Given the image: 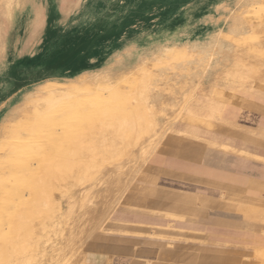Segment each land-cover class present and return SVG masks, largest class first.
<instances>
[{
    "label": "bare ground",
    "instance_id": "6f19581e",
    "mask_svg": "<svg viewBox=\"0 0 264 264\" xmlns=\"http://www.w3.org/2000/svg\"><path fill=\"white\" fill-rule=\"evenodd\" d=\"M3 1V3L6 2V10L4 13L1 12V15L9 17L10 5L14 0ZM5 4L3 5L5 6ZM251 8L253 9L250 13L255 14L256 18L260 19L259 23L262 21L264 27V1H256L254 5L248 7V10ZM243 12L240 11V13ZM42 14V10L37 11V21ZM256 18L254 17L255 20ZM3 19L0 17V20ZM240 20L243 23V17ZM41 22L42 20L38 23V26L42 24ZM242 27H245V24ZM2 29L0 25V35ZM238 30L237 23L231 29L229 35H235ZM250 30V33L253 34L254 29L251 28ZM247 36L249 35L247 34ZM215 43L216 41H214ZM213 45L212 48H215V50L212 52H209L207 47L199 43L185 42L182 45L163 46L157 51L140 54L141 56H138L139 59L136 64L127 70L115 72L110 66L109 69L83 73L64 82H59L57 79H47L39 83L34 91L26 94L19 105L11 109L0 126V264H10L8 257L11 258L13 264H19L16 260L21 259V257L24 261L20 264H44L43 261L38 260L39 256H46V250L41 248V241L44 236H39L36 232V224L43 220L54 221L55 214L60 207V198L55 191H60L59 194L63 196L65 193L62 189H67L68 186L77 187L82 185L84 187L81 200L84 205L83 211L90 217V220L88 223L84 222L79 225L77 223L78 226L74 227L78 232H71L64 242V247L53 248L47 259L48 262L54 264H79V261H74L70 259L71 257L68 260L65 249H69L73 256L76 255L77 246H82L84 241L94 238V234L98 230L103 231L104 223L114 209H110L108 206L101 209L94 204L92 207H85L86 202L89 203L91 199L97 200L100 197H105L102 195L109 194V190H106V193L97 188L99 182L102 183L106 180L103 179L106 172L113 174L110 180L107 179L105 182L109 187H114L122 192H126L131 188L122 175L126 164L133 157V149L140 148L139 151L143 163L146 164L145 167L159 162L156 150L159 147V141L167 133L170 119L182 120L183 116L186 115L190 116L192 120L198 119L208 122L217 120L224 126L264 127V119L255 118L254 115L257 113L253 114L254 112H252L260 111L264 113V101L259 97V94L249 92L248 85L247 89L241 91L235 90L234 92L232 90L231 92H234V95H232V98H228L229 100L226 102L210 98L202 108L200 107L203 113H199L191 105L196 90L194 85H199L201 80L204 79L205 74L211 67L212 56L218 54L227 60H235V71L229 73L233 80L240 76V71L237 69L239 65L246 68L243 61H241L242 59L234 54L235 50L233 48L226 49L219 44L217 45L220 47ZM131 49L132 46L125 48L128 51ZM253 52L256 51L248 50L247 53L245 52L248 59L255 58L256 55ZM197 55L198 63L194 62ZM162 58L168 61L167 66L170 69L172 68V71H177L183 65L193 67L197 64L199 74H194L193 86L185 88V95L179 100L180 102L174 95L156 93L162 82L172 80H168L169 76L164 75L163 71L166 69L160 67ZM167 66L165 65V67ZM215 69L218 70V68ZM256 72L255 69H252L250 73L253 75ZM176 79H179V75L175 73L173 83ZM238 81L240 82V80ZM252 84L256 85L254 87L256 90L262 89L264 91V76L259 77L258 81L253 79ZM236 95H246L245 100L255 105L251 112H243L230 105ZM197 129H190L191 132L188 130L179 131L178 133L183 134L182 136L185 138L193 137L205 144L218 146L224 159L228 152H236L247 158L262 161V164H264L263 152L258 151L257 154L252 155L248 152L237 151L231 147L232 145L227 140L221 138L222 136L217 135L218 137H216L209 133L205 134L206 137H204L203 134L197 132ZM262 129L260 131H264V128ZM201 155L204 156V154H199L198 156L192 155L190 158L202 164L212 165L217 163V160L212 159L211 156L203 158ZM221 163L224 164L225 160ZM183 167L185 166L183 165ZM193 172L207 174V176L213 174L208 169L202 171L195 169ZM228 174L229 176L234 175L230 170H228ZM252 176L253 178H249L252 184H257L256 181L258 180L264 181V170L260 173L254 172ZM253 196V194H249V197H247V201L251 203L250 206L255 208L254 206L257 204L260 207L256 208V211L253 210L252 216L255 220L264 221V204L256 202L255 196ZM42 225L47 228L44 222H42ZM44 231L46 232V230ZM47 234V237H49V233ZM245 238H248V236L245 235ZM239 241V239H230V242H236V244ZM46 242H49V240H46ZM258 246L255 260L259 261V264H264V249L258 248ZM9 249H11L10 254L8 253ZM70 260L73 262L70 263ZM255 260L250 264H255L257 262Z\"/></svg>",
    "mask_w": 264,
    "mask_h": 264
},
{
    "label": "rangeland",
    "instance_id": "374dc122",
    "mask_svg": "<svg viewBox=\"0 0 264 264\" xmlns=\"http://www.w3.org/2000/svg\"><path fill=\"white\" fill-rule=\"evenodd\" d=\"M0 1L2 3L0 5V17L4 18L0 20V25L3 28L0 35V126L11 109L19 105L24 96L30 91H34L37 85L44 80L57 79L59 82H64L83 73L109 69L110 66L115 72L127 70L136 64L139 59L138 56L154 50L157 51L163 46L182 45L185 42L199 43L207 47L209 52H212L215 50V48H212L214 41L219 45L223 42L220 46L226 49L233 48L235 50L234 54L240 57L246 66V68L242 65L238 66L237 69L240 71L239 75L241 77L238 76L233 80L229 73L235 71V60H227L218 54L212 56L211 67L205 74L204 79L201 80L199 85H194L196 88L195 98L193 97L194 100H192L191 105L199 113H203L201 108L210 98L226 102L229 100L228 98L233 97L235 90L247 89V85L249 92L257 93L256 88H254L256 85L252 84V80L256 79L258 81L259 77L264 76V27L262 21L259 23L260 19L258 20L255 14L250 13L253 8L248 10V7L254 5L256 1L264 0H14L10 5L9 17L1 15V12L4 13L6 10V2ZM41 10L43 14L37 21L36 13ZM240 11H244V14ZM241 17H243V23L240 20ZM41 20L42 24L38 26ZM235 23H238L239 30L235 35H229L231 29L236 25ZM244 24L245 27H242ZM255 26L257 27L255 28ZM250 27L254 29L253 34L250 33ZM250 35L252 36L250 37ZM256 36H259L260 39ZM216 43L213 46L217 45ZM219 45L217 47H220ZM128 46H132L129 51L125 50ZM248 50L256 51L253 52L256 55L255 58L248 59L245 54ZM197 58L198 55L194 61L196 63H198ZM163 60L165 59L160 60L162 63L160 67L166 69V72L163 71L164 75L169 76L168 80H172L169 82L164 80L165 82L161 83L156 93L174 95L179 101L185 95V88L193 86L194 77L199 74L197 64L193 67L183 65L177 71H172V68L170 69L167 66L168 61ZM215 68H218V70ZM252 69L257 71L256 74L251 75ZM175 73L179 75V79L175 81L176 84L173 83ZM239 99H241V95H236L232 102L235 104L236 100ZM169 123L167 133L159 141V147L156 150L158 158H166L165 166H168V163L173 159L169 149L175 148L179 144L177 141L202 142L193 137H186V139L182 136L183 134L178 133L179 131L188 130L191 132L190 129H202L204 125L209 124L208 121L192 120L190 116L186 115L183 116L182 120L172 118ZM211 123L215 125V130H217L219 121L213 120ZM139 150V147L133 149L132 161L130 160L127 163L128 165L126 164L122 175L132 187L139 184V180L145 176L146 164L143 163ZM166 153H168V156H163ZM110 173L106 172L103 177L106 180L102 183L99 182L97 186L98 190L106 193V190H109V194L102 195L105 197H100L97 200L91 199L89 203L86 202L85 207H92L94 204L101 209L107 206L110 209H117L122 196L129 194L132 187L126 193L114 187H109L105 183L107 179L110 180L113 176ZM83 188L82 185L77 187L68 186L67 189H62L65 193L63 196L59 194L60 191H55L60 198V207L55 214L54 223L43 220L42 222L47 227L45 228L42 222H39L41 224L36 222V232L39 236H44L41 241V248L46 250V256H39L38 258L44 264H54L48 262V256L52 253L53 248L64 247V242L71 232H78L74 226L89 222L90 217L84 213V205L81 201L84 194ZM260 194L264 197V192H260ZM109 216L104 223L103 231L110 219ZM248 216L243 217V221L238 220L243 222H241L242 225H239L242 226L240 227L242 235L248 236V238H245V235L243 236L246 240L244 245L247 247H242L240 251L243 250L244 252V250H251L252 248L255 250L258 244V248L264 249V221L251 220ZM100 232L102 231L98 230L97 234H94V238ZM47 233H49L51 239L47 237ZM94 238L83 240L82 246H77V252L74 256L69 249H65L68 260L71 257L70 259L80 262ZM46 240H49V242L45 243ZM8 253H11V249L8 250ZM250 259L255 260L252 255ZM16 261L20 264L24 260L21 257ZM8 262L13 264L9 257ZM69 262L73 261L70 260ZM256 263L259 264V261Z\"/></svg>",
    "mask_w": 264,
    "mask_h": 264
},
{
    "label": "crops",
    "instance_id": "0c3cea01",
    "mask_svg": "<svg viewBox=\"0 0 264 264\" xmlns=\"http://www.w3.org/2000/svg\"><path fill=\"white\" fill-rule=\"evenodd\" d=\"M257 94L264 101V91L257 90ZM245 96L230 105L251 112L255 105L246 101ZM252 112L257 113L255 118L264 119V113ZM211 122L197 132L204 137L209 133L222 136L237 151L264 153V131H260L263 126H224L219 121L215 130ZM177 143V150L169 149L174 158L168 166L164 157L145 167V176L139 184L131 186L129 194L122 196L106 228L92 240L79 264H250L253 261L250 256L255 258L257 246L255 250L240 251L247 246L239 225L247 215L255 220L252 213L260 207L250 206L249 194L264 204V197L259 195L264 192V181L258 180L257 184L249 181L254 172L264 170V164L236 152H228L224 159L218 146L203 142ZM199 154H204L203 158L211 156L217 163L191 160L190 156ZM195 169H208L213 174L194 173ZM228 170L234 175L229 176ZM230 239L241 242L232 243Z\"/></svg>",
    "mask_w": 264,
    "mask_h": 264
}]
</instances>
